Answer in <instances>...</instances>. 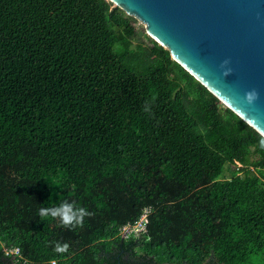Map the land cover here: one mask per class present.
Instances as JSON below:
<instances>
[{
	"label": "trees",
	"instance_id": "obj_1",
	"mask_svg": "<svg viewBox=\"0 0 264 264\" xmlns=\"http://www.w3.org/2000/svg\"><path fill=\"white\" fill-rule=\"evenodd\" d=\"M138 22L0 0V264H264V136Z\"/></svg>",
	"mask_w": 264,
	"mask_h": 264
},
{
	"label": "water",
	"instance_id": "obj_2",
	"mask_svg": "<svg viewBox=\"0 0 264 264\" xmlns=\"http://www.w3.org/2000/svg\"><path fill=\"white\" fill-rule=\"evenodd\" d=\"M110 1L264 136V0Z\"/></svg>",
	"mask_w": 264,
	"mask_h": 264
},
{
	"label": "clouds",
	"instance_id": "obj_3",
	"mask_svg": "<svg viewBox=\"0 0 264 264\" xmlns=\"http://www.w3.org/2000/svg\"><path fill=\"white\" fill-rule=\"evenodd\" d=\"M86 214V210L74 206V202H63L59 206L41 207L39 209V215L41 217L51 216L57 218L59 222L66 227H74L78 225ZM66 248L67 244L56 243L54 245V250L57 252H63Z\"/></svg>",
	"mask_w": 264,
	"mask_h": 264
},
{
	"label": "built area",
	"instance_id": "obj_4",
	"mask_svg": "<svg viewBox=\"0 0 264 264\" xmlns=\"http://www.w3.org/2000/svg\"><path fill=\"white\" fill-rule=\"evenodd\" d=\"M150 209H144L142 215L139 219L135 220L134 222L127 223L126 225L122 226L120 229V234L124 238L130 237H141L145 233H147V224H148V213ZM19 249H7V253H18ZM54 263V261H53Z\"/></svg>",
	"mask_w": 264,
	"mask_h": 264
},
{
	"label": "rangeland",
	"instance_id": "obj_5",
	"mask_svg": "<svg viewBox=\"0 0 264 264\" xmlns=\"http://www.w3.org/2000/svg\"><path fill=\"white\" fill-rule=\"evenodd\" d=\"M115 4V3H114ZM138 24H142L144 27H145V30H146V25L143 23V22H141L140 20H139V22H138ZM147 32V31H146ZM239 165V164H238ZM228 164H226L225 165V169H224V171H223V173H222V177H230L231 176V174H230V171L227 169L228 168ZM227 169V170H226Z\"/></svg>",
	"mask_w": 264,
	"mask_h": 264
}]
</instances>
